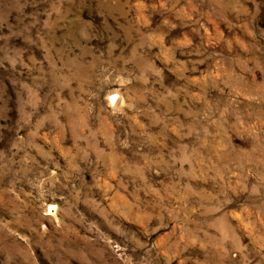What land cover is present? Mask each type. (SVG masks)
Masks as SVG:
<instances>
[{"label": "rangeland", "instance_id": "374dc122", "mask_svg": "<svg viewBox=\"0 0 264 264\" xmlns=\"http://www.w3.org/2000/svg\"><path fill=\"white\" fill-rule=\"evenodd\" d=\"M0 264H264V0H0Z\"/></svg>", "mask_w": 264, "mask_h": 264}, {"label": "bare ground", "instance_id": "6f19581e", "mask_svg": "<svg viewBox=\"0 0 264 264\" xmlns=\"http://www.w3.org/2000/svg\"><path fill=\"white\" fill-rule=\"evenodd\" d=\"M113 99H114V96H113Z\"/></svg>", "mask_w": 264, "mask_h": 264}]
</instances>
